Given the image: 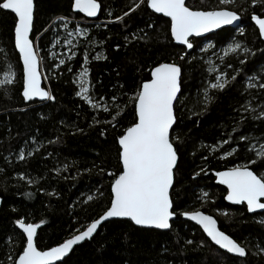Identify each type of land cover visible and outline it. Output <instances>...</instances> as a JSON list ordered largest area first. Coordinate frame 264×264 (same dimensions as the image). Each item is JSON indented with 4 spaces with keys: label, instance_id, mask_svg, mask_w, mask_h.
<instances>
[{
    "label": "trees",
    "instance_id": "obj_1",
    "mask_svg": "<svg viewBox=\"0 0 264 264\" xmlns=\"http://www.w3.org/2000/svg\"><path fill=\"white\" fill-rule=\"evenodd\" d=\"M73 2L34 0L31 38L39 49L44 87L55 98L44 102L26 101L21 95L22 67L13 44L15 17L0 10V77L14 73L12 83L0 84V264H14L25 245L17 219L45 221L35 240L40 249H46L82 230L107 209L114 179L109 173L121 170L118 136L134 122L129 98L149 79L153 66L170 61L182 69L181 94L175 104L177 123L170 133L179 157L172 190L177 215L171 229L141 228L126 219H112L64 259L67 264H264V253L259 252L264 248V211L249 214L244 204H228L225 188L213 176L215 171L256 159L254 143L264 144V118H259L264 110V88L260 87L264 85V41L251 22L253 14L264 16V0L255 5L251 0H234L230 5H221L220 0L186 2L193 9L227 7L241 15L239 33L235 34L236 28H224L204 37L215 47L233 38L242 46L221 59L228 79L223 90L206 83L205 64L196 52L201 40L193 39L190 51L176 45L169 19L153 13L146 0H98L101 10L95 20L73 9ZM134 4L140 7L115 20ZM60 16L86 23L89 32L80 39L73 58L51 69L55 62L48 61L44 49L51 41L53 21ZM96 21H101L98 26ZM91 40L96 46H88ZM98 50L100 59L93 56ZM85 53L90 95L96 100L103 96L112 113L94 109L76 95L73 77ZM205 93L211 102H205ZM112 96L117 97L115 104ZM117 108L124 113L113 127L106 121ZM242 135L249 139L240 140ZM233 148L237 151L225 155ZM21 150L23 160L18 159ZM249 166L264 173L259 160ZM202 189L208 194L203 199ZM193 210L215 216L219 228L246 248V256L220 250L200 227L181 217L183 211Z\"/></svg>",
    "mask_w": 264,
    "mask_h": 264
},
{
    "label": "snow or ice",
    "instance_id": "obj_2",
    "mask_svg": "<svg viewBox=\"0 0 264 264\" xmlns=\"http://www.w3.org/2000/svg\"><path fill=\"white\" fill-rule=\"evenodd\" d=\"M143 2L144 0H141V3ZM233 2L234 0H220L221 5H230ZM251 2L255 5L258 0H251ZM146 3L155 13H162L165 17L170 18L171 37L188 49L194 47L192 38L222 29L241 19L237 11L229 10L227 7L194 10L186 4V0H146ZM139 7L140 4H134L122 16H116L115 20H122ZM72 8L86 13L88 17H95L101 9V3L98 0H74ZM0 10H10L16 18L13 30L14 46L18 49L23 65V98L25 100L55 99L49 91L41 87V73L38 70L40 58L34 41L30 38L34 28V0H2ZM251 19L258 25L260 36L264 37V18L253 14ZM151 26L148 25V27ZM63 27L67 28V23ZM85 34L83 31L80 32V35ZM125 39L127 40L128 37ZM65 43L70 44L71 41L67 40ZM116 47L119 48L120 45H116ZM241 47L240 43H232L227 46L225 51L226 53L236 52ZM244 51L247 52L248 49L245 48ZM71 55L74 56L75 52H72ZM100 58L99 55L96 56V59ZM180 58L184 59V56L181 55ZM84 59L87 60V53H85ZM59 63L63 65L65 61L61 59ZM229 67L231 66L229 65ZM210 71H215V69H210ZM13 75L14 73H5V78L0 81V84L12 83ZM181 75L182 69L178 64L174 62L159 63L151 69V78L144 80L129 98L134 105V122L124 128L118 136L120 149L118 159L121 170L118 174L109 173L114 176V179L111 182L110 206L106 211L99 218L88 223L83 230H78L77 234L47 248V250H41L35 240L37 230L45 221L40 220L38 223H32L26 222L24 218L17 219L15 224L26 235V244L22 247L14 264H56L57 261L67 264V260L64 258L69 257V254L74 251V246L92 238L98 227L111 218H126L134 226L148 229H171L170 221L177 215L174 210L172 190L179 157L178 149L175 146L176 141L173 140L170 131L177 123L175 104L180 99ZM88 76L89 70L85 67L79 73V91L76 92V95L82 97L92 108L112 113L114 109L104 102L103 96L96 100L90 95ZM222 76H224L223 73L216 76V82L210 85L212 89L223 90L227 86L228 79H222ZM260 87L264 88V85H260ZM211 99L212 97L205 93V102L209 103ZM111 100L115 104L117 97L112 96ZM247 110L245 108V111ZM123 113V108H117L115 114L111 115V119L106 123L115 127L118 117ZM259 118H264V110L259 112ZM101 134H104L103 131ZM239 139L248 140L249 138L242 135ZM223 143H228V140ZM236 151L237 149L233 148L231 153L225 155H231ZM28 155L31 156L32 153L29 152ZM24 158L25 153L21 150L18 159L23 160ZM257 160L264 164V144H261L260 149L256 152V159L249 160L247 164L234 165L216 172L219 182L227 186L225 199L236 204L246 203L249 212H255L258 209L264 210V173L258 174L249 166L255 165ZM66 167L67 165H65ZM28 183L31 184L33 181L29 179ZM203 195L207 197L208 194L204 193ZM87 199L91 201L93 197L88 196ZM13 210L15 211V209ZM181 215L189 217L201 225L211 241L220 248L241 257L246 256L245 247L221 231L212 216L201 211H185ZM259 252L264 253V248L259 249Z\"/></svg>",
    "mask_w": 264,
    "mask_h": 264
},
{
    "label": "rangeland",
    "instance_id": "obj_3",
    "mask_svg": "<svg viewBox=\"0 0 264 264\" xmlns=\"http://www.w3.org/2000/svg\"><path fill=\"white\" fill-rule=\"evenodd\" d=\"M100 22L101 21H96L94 25L98 26ZM65 23H67V28L63 27ZM241 29H242L241 26L236 27L235 34L239 33ZM81 31L85 32L86 34L80 35ZM88 32H89V28L86 27V23L79 22V21H75L72 23L70 19H67L65 17H62V16L57 17L53 21L51 41L49 45L44 49L45 50L44 52L46 53L48 61L55 62V64L52 66L51 69L56 68L57 64H60L59 61L61 59L68 60V59L73 58L74 56H72L71 53L75 52L76 54L77 45L80 43L79 42L80 39L86 38ZM67 40H70L71 43L70 44L65 43V41ZM200 40L201 41L198 43L196 52L200 54V57L203 58V62L205 64V71L207 73L206 83L210 87L212 83L216 82V79H215L216 76H220L221 73H223L224 76H222L221 78L222 79L225 78V73L221 70V59L223 58L225 54H227L225 51L227 46L229 44L238 43V42L237 40H235V38H233L229 40L223 46L215 47L211 39L201 38ZM87 44L88 46H92V47L96 46V42L93 40H91L90 43L88 42ZM37 51L39 52V49H37ZM93 54H94L93 55L94 57H96L97 55L101 56L102 51L98 50V51H95ZM85 63H86V60H84L83 64L81 65V68L75 73L73 77L74 83L76 84V87H77V91H79V83H78L79 73L85 67H87ZM210 69H215V71H210ZM7 73H10V72H7ZM0 78H1L0 79L1 81L4 80L5 73L2 74ZM250 79H249V82H250ZM90 90H91V87H90ZM260 145L261 144L259 143L258 144L254 143L255 149L257 151L260 149ZM204 193H206V191H204L203 189L199 191L200 198L202 199L205 198V196L203 195ZM216 214H223V212L218 211L216 212Z\"/></svg>",
    "mask_w": 264,
    "mask_h": 264
},
{
    "label": "water",
    "instance_id": "obj_4",
    "mask_svg": "<svg viewBox=\"0 0 264 264\" xmlns=\"http://www.w3.org/2000/svg\"><path fill=\"white\" fill-rule=\"evenodd\" d=\"M186 2H187V0H186ZM148 7V6H147ZM149 8V7H148ZM153 13H155L154 12V10H152L151 8H149ZM101 10V9H100ZM194 10H196V9H194ZM230 10V9H229ZM7 11H9V12H11L10 10H7ZM12 13V12H11ZM13 15H14V13H12ZM99 14H100V11L98 12V14H97V16H95V17H88L87 15H86V13H83V15L85 16V17H87L88 19H90V20H95L98 16H99ZM155 14H157V15H161V16H163V17H165L162 13H155ZM238 15H240L239 13H238ZM14 17H15V15H14ZM240 17H241V15H240ZM165 18H167V19H169V21H170V18H168V17H165ZM261 18H264V16H261ZM16 19V18H15ZM241 19L240 20H238V21H236V22H234L232 25H227V26H224L222 29H224V28H236V27H239L240 25H241ZM251 22L256 26V28L258 29V32H259V28H258V25H256V23H255V21L254 20H252L251 19ZM14 30V29H13ZM219 30H221V29H217V30H213L212 32H209V33H203L200 37H194V38H192V40L193 39H201V38H204V37H206V36H208V35H210V34H212V33H215V32H217V31H219ZM260 35V34H259ZM170 36H171V33H170ZM30 38H31V35H30ZM172 38V37H171ZM260 38L264 41V37H262V36H260ZM172 40H173V42L176 44V45H180V46H184V45H181L179 42H177V41H175L173 38H172ZM13 44H14V32H13ZM34 45H35V42H34ZM35 47H36V45H35ZM186 49H187V51H190L191 49H188L186 46H184ZM14 48H15V46H14ZM15 51H16V53H17V55H18V57H19V52H18V49H16L15 48ZM36 51H37V47H36ZM38 52V51H37ZM19 61H20V64H21V67H22V89H23V65H22V60L20 59V57H19ZM170 62H172V61H170ZM162 63V62H161ZM175 63V62H174ZM176 64H178V63H176ZM179 65V64H178ZM156 66V65H155ZM155 66H153V67H155ZM180 66V65H179ZM152 67V68H153ZM181 67V66H180ZM151 68V69H152ZM38 70H39V72L41 73V87H43L46 91H48V89L47 88H45L44 87V78H43V74H42V71H41V66H40V60H39V68H38ZM151 78V70H150V73H149V79ZM21 95H22V90H21ZM22 97H23V95H22ZM46 100H48V99H45V100H40L39 98H34L33 100H31V101H37V102H44V101H46ZM26 101H28V100H26ZM170 133H171V131H170ZM119 146V145H118ZM226 169V168H225ZM225 169H221V170H218V171H222V170H225ZM218 171H215L214 173H213V176H214V182L216 183V184H219V185H221V186H223L224 188H225V190H226V188H227V186L226 185H223V184H221L220 182H219V179H218V177L216 176V172H218ZM110 191H111V187H110ZM226 195H227V190H226V192H225V195H224V200L228 203V204H230V205H241V204H236V203H234V202H231V201H228V200H226L225 199V197H226ZM111 197H112V193H111ZM244 205H245V207H246V209H247V206H246V203H244ZM0 206H1V198H0ZM109 206H110V203H109ZM108 206V207H109ZM106 211V210H105ZM193 211H201V210H193ZM193 211H188V212H193ZM248 211V210H247ZM264 210H261V209H258V210H255V212H249L248 211V213L249 214H254V213H260V212H263ZM183 212H185V211H183ZM182 212V213H183ZM201 212H203V213H205L206 215H210V216H212L215 220H216V218H215V216H213V215H211V214H208V213H206V212H204V211H201ZM104 213V212H103ZM102 213V214H103ZM101 214V215H102ZM101 215H99V216H101ZM99 216L97 217V218H99ZM181 217L184 219V220H187V221H189V222H191L192 224H194V225H196V226H198V227H200V229L202 230V232L204 233V235L207 237V239L214 245V246H216L217 248H219L220 250H222V251H224V252H226L227 254H229V255H231V256H234V257H239V258H243V257H245V256H243V257H241V256H239L238 254H233V253H229V252H227V250H225V249H222V248H220V246H218V245H216L213 241H211V238L210 237H208L207 236V233H205L204 232V230H203V228H202V226L201 225H199L196 221H193V220H191L189 217H185V216H183V215H181ZM97 218H95V219H97ZM175 218V217H174ZM174 218L172 219V220H174ZM112 219H126V218H111V219H109V220H112ZM108 220V221H109ZM127 220V219H126ZM171 220V221H172ZM171 221H170V223H171ZM217 221V220H216ZM103 223H105V222H103ZM102 223V224H103ZM16 227L19 229V227H18V225H16ZM137 227H141V226H137ZM217 227L219 228V226H218V222H217ZM85 228V227H84ZM83 228V229H84ZM99 228V227H98ZM141 228H144V227H141ZM82 229V230H83ZM148 229V228H147ZM220 229V228H219ZM21 232H22V230L21 229H19ZM98 230V229H97ZM157 230H159V229H157ZM221 230V229H220ZM163 231H166V230H163ZM222 231V230H221ZM224 232V231H223ZM22 234H23V232H22ZM75 234H77V232L75 233ZM95 234V233H94ZM93 234V235H94ZM226 234V233H225ZM24 235V237H25V240H26V235L25 234H23ZM74 235V234H73ZM228 235V234H227ZM72 236V235H71ZM70 237V236H69ZM69 237H67V238H69ZM66 238V239H67ZM86 240H88V239H86ZM82 242H84V241H82ZM82 242H80L79 244H81ZM25 244H26V242H25ZM78 244V245H79ZM55 246V245H54ZM77 246V245H76ZM52 247V246H51ZM75 247V246H74ZM244 247V246H243ZM246 249V248H245ZM41 250H47V248L46 249H41ZM247 251V250H246ZM16 259H18V256H17V258ZM15 259V260H16ZM58 262H60V261H57L56 263H58Z\"/></svg>",
    "mask_w": 264,
    "mask_h": 264
}]
</instances>
